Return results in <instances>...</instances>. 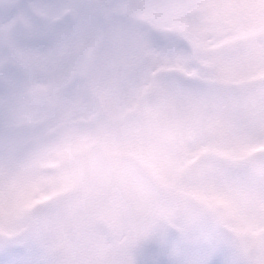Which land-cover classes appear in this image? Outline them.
Returning <instances> with one entry per match:
<instances>
[{
	"label": "clouds",
	"instance_id": "1",
	"mask_svg": "<svg viewBox=\"0 0 264 264\" xmlns=\"http://www.w3.org/2000/svg\"><path fill=\"white\" fill-rule=\"evenodd\" d=\"M0 264H264V0H0Z\"/></svg>",
	"mask_w": 264,
	"mask_h": 264
}]
</instances>
